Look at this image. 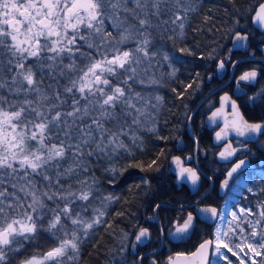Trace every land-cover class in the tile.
<instances>
[{
    "label": "snow or ice",
    "instance_id": "snow-or-ice-1",
    "mask_svg": "<svg viewBox=\"0 0 264 264\" xmlns=\"http://www.w3.org/2000/svg\"><path fill=\"white\" fill-rule=\"evenodd\" d=\"M199 7V0H0V264H79L85 242L112 227L108 208L121 200L98 187L94 162L124 161L119 168L105 167L113 177L109 183L129 169L160 171L163 151L147 163L137 153L143 151L142 132L167 139L159 134L157 120L164 101L155 91L165 86L156 76L161 62L169 69L168 79L183 85L171 88L181 101L214 76L219 83L221 76L226 80L234 73L240 95L225 91L219 107L210 103L211 95L205 101L209 123L223 122L215 133L217 141H226L220 159L232 160L249 143L264 139V117L247 119L238 103L264 110V88L254 87L264 81V60L256 63L250 42L253 29L264 37V0L233 16L229 47L216 41L207 53L199 44L194 49L184 43L190 13ZM167 41H173L171 47ZM261 45L264 56V40ZM234 49L243 50L245 58ZM197 61L205 70L212 61L210 73L201 76L195 67H185ZM181 68L187 83L179 79ZM184 117L190 126L193 113L185 111ZM231 135L243 140L233 146ZM192 139L198 148L199 140ZM177 147L183 150L182 143ZM172 163L176 168L169 170L178 183L199 194L203 173L186 167L179 156ZM247 165L246 159L233 160L222 189L228 190ZM141 183L150 186L151 181L142 177ZM246 191L256 194L252 187ZM177 203L163 221L169 206L153 204L148 220L155 222V234L151 223L122 231L119 251L127 256L114 264H264V201L226 214L201 201ZM208 221H217L212 238L200 239L193 251L161 259L160 247L202 237L201 225ZM45 234L52 240L48 250L24 256L27 246Z\"/></svg>",
    "mask_w": 264,
    "mask_h": 264
},
{
    "label": "trees",
    "instance_id": "trees-1",
    "mask_svg": "<svg viewBox=\"0 0 264 264\" xmlns=\"http://www.w3.org/2000/svg\"><path fill=\"white\" fill-rule=\"evenodd\" d=\"M257 2L258 0H235V3H231L230 0H199V10L195 13H190L191 23L186 29L188 35L184 43L194 49L199 44L200 49L205 53L216 47V41H219L224 47H229L230 42L226 34L232 25L233 16L239 13H246ZM225 8L228 11H225ZM205 16L212 17V20L205 22ZM241 22L244 23L245 21L242 19ZM192 29H200L201 31L194 32ZM176 43L179 46L178 40ZM172 44L173 41H167L166 46L171 47ZM187 59L192 58L188 57ZM200 63L197 61L195 64H188L185 67L189 70L195 67L201 72V76H205L211 70L213 62H207L210 66L208 70L199 68L198 65ZM161 65L162 67L156 70V76L157 78H163L165 86L159 87L155 91L164 97V101L163 106L159 109L157 120L159 121V134L167 139L161 141L156 138V134L146 131L142 132L143 151L137 153L147 163L163 151L164 154L159 159L160 171L141 172L139 169H129L122 175L116 176L114 178L115 183H109L113 177L109 172L105 171V167L115 166L119 168L124 161L114 159L110 163L105 159L101 162H94L91 165L95 169L98 187L103 194L112 193L121 197V200L108 208V219L112 227L103 231L98 230L96 237H91L89 241L85 242L82 247L79 264H114V260H118L121 255L127 256V253L121 254L119 251L121 232L128 231L131 233L134 231L137 224L146 217V214L152 211L153 204L161 200L160 191L162 188H169L170 178L167 174V160L170 153L169 144L174 134L170 129V125L176 115L183 116L184 112L188 111V109L184 108L185 103L188 105V97L186 96L184 101L176 99L171 88L178 83L168 79L166 73L169 69L166 65H163V62H161ZM178 76L184 83L188 82L187 72L184 68H181ZM46 85L47 79L45 80ZM182 86V84H179L180 88ZM142 177H147L151 181L150 186H145L141 183ZM247 182L256 194L253 195L244 190L240 204L246 208L252 207L255 209L259 201H264V170L258 174L249 175ZM115 212H119L121 215L115 216ZM51 245L52 240L45 234L35 244L27 246L24 256L40 254L47 251ZM259 259L261 258L258 257ZM13 264H18V260L14 261Z\"/></svg>",
    "mask_w": 264,
    "mask_h": 264
},
{
    "label": "flooded vegetation",
    "instance_id": "flooded-vegetation-1",
    "mask_svg": "<svg viewBox=\"0 0 264 264\" xmlns=\"http://www.w3.org/2000/svg\"><path fill=\"white\" fill-rule=\"evenodd\" d=\"M262 40H264V37H262L259 32L253 29L250 35V42L253 49L256 51L257 64H260V62L264 60V56H262L261 52L259 51L260 47L262 46ZM241 51L243 50L234 49V54L238 58L244 59L245 57L240 56ZM235 74L238 75V73ZM233 75L234 73L230 71L228 73V79L226 80L221 76L219 83L215 82L217 77L214 76L213 82L205 81L201 90L196 92L191 99H187V109L193 113V121L190 126L188 125V121L185 119L184 114L183 116L176 115L171 122L170 129L174 134L173 139L169 144L170 153L167 160V174L170 178V185L169 188H162L160 191L161 200L158 202L162 205L169 206L168 210L164 211L162 214V221L173 215L172 209L179 207L177 203L178 201H185L187 203L201 201V206H215L217 207L218 211L222 213L225 202L235 184L241 180L247 182V177L249 175L258 174L264 170V139H258V142L249 143L247 145V150L238 152L236 157H233L232 160H222L219 157V152L224 150L226 141H217L215 138V133L223 126V122L217 121L216 124L209 123L208 116L210 115L211 110L209 108V103H206L205 101H207L208 97L211 95L210 103L214 107H219L220 96H222L225 91H227L230 95L233 93L240 95L232 81ZM209 84H211L210 87ZM175 87L180 88L179 84H175ZM254 87L257 91H259L260 88H264V81H260ZM245 90H248L247 86H245ZM189 91L191 92L192 90ZM233 98H236V96ZM238 103H241V110L245 112L247 119L258 120L264 117V110L259 108L254 109L251 107L245 108L243 106L242 100H238ZM193 137L199 140L198 148L193 143ZM229 139L233 141V146H236L237 141L243 140V138L236 137L235 135H231ZM181 143L183 150H180V148L177 147ZM175 156H179L182 160H184L186 167H194L199 172L203 173L201 177L202 187L199 191V194L193 191L190 185L178 183L175 172L169 170L171 167H174V165L171 164V161ZM187 156H193L194 159L187 160L185 159ZM237 157L246 159L248 161V165H252V167L247 166V168L244 169L243 174L234 182L230 183V188L228 190L222 189L221 184L226 178V172L232 166V161L236 160ZM209 177H211V179H208ZM151 215L152 211L149 214H146V217L143 218L140 223L145 225L149 223L153 224L152 231L155 234L157 232L155 222L148 220V217ZM176 215H179V213H176ZM216 223L217 221H208L206 224L201 225V232L203 233L202 237H193L190 243L180 246L168 244L165 247H160L158 251L160 252L161 259L166 262L167 255L169 253L193 251L194 245L200 239L212 238ZM141 254L143 255L144 253Z\"/></svg>",
    "mask_w": 264,
    "mask_h": 264
},
{
    "label": "rangeland",
    "instance_id": "rangeland-1",
    "mask_svg": "<svg viewBox=\"0 0 264 264\" xmlns=\"http://www.w3.org/2000/svg\"><path fill=\"white\" fill-rule=\"evenodd\" d=\"M247 187H250V186L244 180H241L235 184L234 188L232 189L230 195L228 196L225 202L222 213L226 214L230 211H237L239 207H245L240 204V200H241V197L244 195V190H246ZM228 255L234 262L236 261V258L231 257L230 253ZM236 264H238V262H236Z\"/></svg>",
    "mask_w": 264,
    "mask_h": 264
},
{
    "label": "water",
    "instance_id": "water-1",
    "mask_svg": "<svg viewBox=\"0 0 264 264\" xmlns=\"http://www.w3.org/2000/svg\"><path fill=\"white\" fill-rule=\"evenodd\" d=\"M171 164L174 165V164L172 163V161H171ZM247 166L252 167V165H247ZM175 168H176L175 165H174V167H171V169H175ZM230 183H231V182H230Z\"/></svg>",
    "mask_w": 264,
    "mask_h": 264
}]
</instances>
